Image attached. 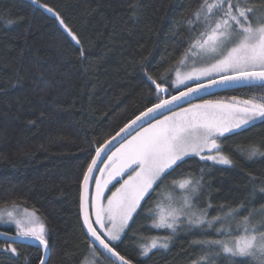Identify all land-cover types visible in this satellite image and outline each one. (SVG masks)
Instances as JSON below:
<instances>
[{
	"label": "trees",
	"instance_id": "1",
	"mask_svg": "<svg viewBox=\"0 0 264 264\" xmlns=\"http://www.w3.org/2000/svg\"><path fill=\"white\" fill-rule=\"evenodd\" d=\"M200 3L0 0V208L11 209L15 202L21 209L36 210L51 240L47 264H84L89 258L88 264H114L92 247L82 229L83 175L97 148L164 93L167 97L176 91L171 87L181 61L191 53L185 55L191 39L203 30L188 24ZM246 6L255 9L254 21L264 0H248ZM146 72L167 92L157 93ZM254 96H264V89L236 87L203 100ZM237 132L218 140L231 165L187 157L154 185L120 239L109 243L114 251L130 264H205L201 257L209 249L198 241L239 237L250 214L251 224L264 221V157L250 160L247 155L252 147L264 152V122ZM186 177L200 180L192 211L206 212V221L221 217L222 223L210 227L180 220L175 232L155 228L157 205L169 192L172 198L189 195L173 190L172 182ZM241 206L238 215L227 217ZM221 228L223 235L217 231ZM0 233L14 235L15 229L0 226ZM154 240L168 247L142 255ZM7 244L0 239V264H40L37 248L13 245L19 254L12 257L3 251ZM241 259L229 260L221 253L210 256L208 264H239ZM243 259L244 264H260L256 258Z\"/></svg>",
	"mask_w": 264,
	"mask_h": 264
},
{
	"label": "snow or ice",
	"instance_id": "2",
	"mask_svg": "<svg viewBox=\"0 0 264 264\" xmlns=\"http://www.w3.org/2000/svg\"><path fill=\"white\" fill-rule=\"evenodd\" d=\"M248 0H201L199 7L193 12L192 18L188 20L189 25L199 24L203 30L191 39L190 47L186 51L192 52L198 49L200 52L210 55L215 63L200 69L193 76L189 75L184 79L178 76V83L183 84L185 80H197L201 77H212L216 74L219 79L210 78L208 82L197 83L195 87H187L179 95H173L171 99H161L148 107L146 111L140 113L131 122L136 127V135L131 139L125 137V143L117 149L109 162L119 161L113 170V175H119L130 169L134 175H130L127 180L117 188L112 196L108 198L107 209L98 208L96 198L103 195V188L107 186V181L102 186L100 180L96 179V196L92 198L91 207L95 211L98 223H103L102 215L107 212L109 225H107V235L110 241L120 239V234L129 221L133 219V213L142 207L141 201L150 198L154 185L159 186L168 176L176 171L185 158L199 156L201 160L213 161L217 164L231 165L232 161L222 154L218 140L226 136L238 134L237 130L254 126L257 120L264 122V96L252 97L238 101L233 97V103L220 104L205 101L203 104L190 105L181 108L179 112L173 111L178 107L176 101L184 100L192 93L199 92L204 88L212 87L215 84L228 86H240L248 88L264 89V21L259 19L253 23L255 9L247 7ZM52 12L51 8L47 9ZM57 19H60L57 16ZM63 24V21H60ZM194 30V29H193ZM69 36L77 44L79 39L69 31ZM82 58L86 53L81 49ZM183 63V61H181ZM147 80L155 86L157 93L167 92L162 83L152 79L145 73ZM161 80L164 79L162 76ZM163 109L171 115H164ZM163 116V119L157 117ZM151 121H155L154 123ZM147 125V127H145ZM129 125L121 129L126 131ZM119 135V133H117ZM131 135V133H129ZM115 139V137H113ZM107 143V142H106ZM103 146L96 149V155L92 158L87 170L83 175V182L86 186L93 178V170L97 166V161L101 157ZM209 154L202 155L203 152ZM215 153V154H212ZM248 158L264 157L257 147H252L248 153ZM173 190L178 187L189 193L183 197L182 208L192 207V196L196 195L200 189V180H193L190 177L173 182ZM87 188L81 194V211L84 213V224L89 233L100 242L103 247L117 257L121 264H130L123 256H118L109 244L100 238L97 231L92 227L88 215ZM169 192L166 199H171ZM211 207V205H209ZM19 205L12 203L11 209L0 208V220L7 218V222L14 224L15 234L7 236L10 241L4 252L10 253L12 257L18 256V249L13 245L26 246L25 242L35 244L43 249L45 255L40 257V264H47V257L51 252V240L48 235L45 221L37 214L36 210L23 209L19 212ZM235 209L227 214L228 218L234 217L243 211ZM180 211L173 208L165 212L160 207L159 223L156 227H167L176 231V224ZM250 216L244 218V234L233 240H213L198 241L208 246V252L201 257V261L208 264L210 256H220L231 260L235 257L242 258L239 264H244L243 258H256L260 264H264V221L251 224ZM194 217V218H193ZM188 223L190 225H203L205 222L211 227L215 223H222L221 217H214L212 221H206V212L196 216L193 213ZM169 220L171 222H169ZM222 235L225 234L223 228L217 229ZM0 235H6L0 233ZM228 235H231L229 232ZM157 242L154 240L150 246L144 247L142 255H148L156 248ZM160 247L167 248V242L160 244ZM218 249V250H216Z\"/></svg>",
	"mask_w": 264,
	"mask_h": 264
},
{
	"label": "rangeland",
	"instance_id": "3",
	"mask_svg": "<svg viewBox=\"0 0 264 264\" xmlns=\"http://www.w3.org/2000/svg\"><path fill=\"white\" fill-rule=\"evenodd\" d=\"M256 19L264 21V8H263L262 13H260L258 15V17L255 18L253 23L256 22ZM212 63H215V60L210 55L202 53L198 49H194L188 55V57H186L184 59V61L181 64L180 68L178 69V71H177V73L175 75V78H174V82L172 83V87L171 88L174 89V90H178V89L184 88L186 86H189V85H192V84H195V83H199V82H203V81L209 80L210 78H219L214 73V74H212V77H201V79L199 81L193 79V80H185V82L183 84L178 83V76H179L180 79H184L185 77H187L189 75L195 76L199 72L200 69L206 68ZM237 100L238 101H242L243 99H237ZM205 101H211V102L220 103V104H228V103H233L234 102L232 98L223 99V98L217 97V98H211V99H208V100H200V101H197V102H193V103H190V104H188V105H186L184 107H181V108H187L190 105H194V104H203ZM181 108H179V109H177L175 111L179 112L181 110ZM166 115H171V113H168ZM159 119H163V117H161ZM134 135H136V133ZM129 139H131V137ZM123 143H125V142H123ZM120 147H121V145L118 146L112 153L109 154V156L106 158V160L104 161L103 165L101 166L98 174L96 175V178H95V181H94V184H93V187H92V192H91V202H92V198L96 196V179L98 178L100 180L102 186L105 184L106 181L108 182L107 186L103 188V195H101L98 198H96V205H97L98 208L107 209L108 203H109L108 198L112 196V193L115 192L117 188L121 187V185L124 183L125 180L128 179V177L130 175H134V172L132 170H130V169H125V171L123 173L119 174V175H113V170L117 167V165L119 164V161L117 160L114 163L113 162H109V157L112 156V154L115 153L117 151V149H119ZM207 154H209L207 152V150H205V152L202 153V155H207ZM212 154H215V153H212ZM194 157L200 158L199 156H194ZM220 165H223V164H220ZM183 197L184 196H181V197L180 196H177V197L174 196L173 198L171 197V199H166V196H165L164 202L159 203L157 205L156 219H155V223H154V227L155 228H159V227H156L155 224L159 223L158 217L160 215V207H163L165 209V212L170 211L173 208H175V209L180 211L179 219H178L176 225L179 224L180 220H184L185 223L189 224L188 220H189L190 217H193V213H195L196 216H200L195 211H192L191 208H182ZM91 202H90V213H91V219H92V222L94 224L95 229L98 231V233L108 243H111V244L116 243L118 240L110 241L108 239L107 235H105V233L107 232V227L106 226L109 225L107 212H104L103 215H102L103 223H98L97 220H96L95 211L91 207ZM18 211L22 213L23 209L19 208ZM169 222H171V221L169 220ZM5 225H12L14 227V229H15L14 224L8 223L6 217L4 218V220H0V226H5ZM160 228L169 229L167 227H160ZM243 229H244V224L242 225L241 232H240L239 236H242L244 234ZM15 231H16V229H15ZM122 233L120 234V237H121ZM235 239H233V241ZM155 241L157 242L158 246L156 248H154V249L163 248V247L159 246L160 244H163V242H160V241H157V240H155ZM152 242L153 241L149 242L147 246H150ZM92 252L93 253L90 254V255L92 257H95L97 254L95 253V251H92ZM96 258H98V256H96ZM96 258H94V259L96 260ZM90 261L91 260L89 258L86 262H84V264H88V262L90 263Z\"/></svg>",
	"mask_w": 264,
	"mask_h": 264
},
{
	"label": "water",
	"instance_id": "4",
	"mask_svg": "<svg viewBox=\"0 0 264 264\" xmlns=\"http://www.w3.org/2000/svg\"><path fill=\"white\" fill-rule=\"evenodd\" d=\"M215 79H219V78H215ZM208 80L206 81H203V82H199V83H207ZM197 83L195 84H192V85H189V86H186L184 88H181V89H178L176 90L174 93H172L170 96H167L166 97V93H164V97L163 99H171V97L173 95H179L180 92L182 91H186L187 90V87H195ZM236 87H240V86H228V85H222V84H215L213 85L212 87H208V88H204L203 90L199 91V92H195V93H192L189 97L185 98L188 102H185L184 100H181V101H176L175 103L178 105V107H174L173 108V111L181 108V107H184L190 103H193V102H197V101H200V100H203V99H206V98H210V97H213L215 96L216 94H219L221 92H224V91H227V90H231L233 88H236ZM147 110V109H146ZM144 110V111H146ZM143 111V112H144ZM162 112H164V115L170 113V112H166L164 111L163 109H161ZM142 113V112H141ZM140 114H138L137 116H139ZM136 116V117H137ZM133 118L131 121H129L127 124L125 125H129V127L126 129V131L124 132H121V129L122 128H125V125L117 132L119 133V135L114 134L110 139H108L102 146V152H101V157L100 159L97 161V166L94 168L93 170V178H91L88 182V184L85 186L84 185V182L82 180L81 182V185H80V198H79V202H80V218H81V224H82V229L84 231V234L85 236L87 237V239L89 240L90 244L92 245L93 248H95L97 251H99L104 257H106L107 259H109L111 262H113L114 264H121V261L117 258V257H114L112 256L111 253H109L104 247L103 245L100 244V242L98 240H96L93 236H91V234L89 233L88 231V228L87 226L84 224V213L81 211V194L85 191V188H87V201H88V215H89V220H90V223L92 224V227L95 229L94 227V224L92 222V219H91V213H90V202H91V192H92V187H93V184H94V181H95V178H96V175L98 174L101 166L103 165L104 161L106 160V158L109 156L110 153H112L118 146H120L123 142H125V137H127V139H129L130 137H132L136 131H139L140 129H136V131H133L132 129L135 128L136 126L135 125H132L131 122L133 120L136 119ZM163 116H159L157 117L158 119L161 118ZM151 122H154V121H151ZM147 125H145L146 127ZM129 133H131V135H129ZM113 137H115V139H113ZM101 148V147H99ZM96 155V152L94 154L93 157H95ZM92 161V160H91ZM96 230V229H95ZM97 231V230H96ZM97 234L100 236V238L102 240L105 241V243L109 244L97 231ZM7 236H10V235H0V239L5 241V242H10L7 240ZM26 245H29V246H32V247H35L37 248L38 250H40V252L42 253V255H45L43 249L37 247L35 244H32L30 242H25ZM110 246V244H109ZM111 247V246H110ZM118 256H120L118 254ZM48 258V257H47Z\"/></svg>",
	"mask_w": 264,
	"mask_h": 264
}]
</instances>
